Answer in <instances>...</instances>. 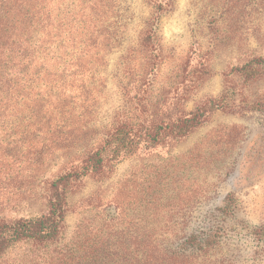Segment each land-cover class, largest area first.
<instances>
[{"label":"rangeland","instance_id":"1","mask_svg":"<svg viewBox=\"0 0 264 264\" xmlns=\"http://www.w3.org/2000/svg\"><path fill=\"white\" fill-rule=\"evenodd\" d=\"M115 5L122 40L105 56L90 96L76 103L83 139L54 151L40 169L30 166L19 188L0 195L7 219L46 212L45 181L115 123L175 119L210 98L224 97L229 106L209 111L181 139L142 147L74 182L59 236L20 241L0 264H72L93 242L105 244L104 259L115 264L135 243L174 247L212 223L222 226L220 258L264 264V240L251 234L264 224V75L244 81L233 70L264 56V0H172L159 18L146 0ZM149 26L155 38L143 42ZM228 194L235 209L223 218Z\"/></svg>","mask_w":264,"mask_h":264},{"label":"trees","instance_id":"2","mask_svg":"<svg viewBox=\"0 0 264 264\" xmlns=\"http://www.w3.org/2000/svg\"><path fill=\"white\" fill-rule=\"evenodd\" d=\"M115 1L0 0V195L10 187L19 188L30 166L40 169L54 151L83 139L86 126L76 103L90 96L101 80L105 56L122 40L117 15H113ZM146 1L157 18L172 7V0ZM142 34L143 42L155 38L150 26ZM233 70L244 81L259 79L264 75V56L253 57ZM227 104L224 97L210 98L175 119L133 123L126 118L115 123L98 141L79 149L67 170L45 181L49 192L46 212L7 219L0 208V255L20 241L56 239L64 227L68 189L74 182L101 175L108 162L125 159L142 147L187 136L209 111ZM234 209L235 199L228 194L219 210L224 218ZM251 234L255 241H263L264 224L253 227ZM222 236V226L212 223L183 235L174 247L135 243L114 263L233 264L227 257L220 258ZM107 248L93 242L72 264H109L104 259Z\"/></svg>","mask_w":264,"mask_h":264}]
</instances>
